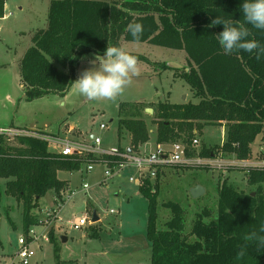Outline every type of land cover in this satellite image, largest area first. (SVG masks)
<instances>
[{
	"label": "trees",
	"instance_id": "16d2710c",
	"mask_svg": "<svg viewBox=\"0 0 264 264\" xmlns=\"http://www.w3.org/2000/svg\"><path fill=\"white\" fill-rule=\"evenodd\" d=\"M243 2L51 0L48 26L35 32L33 44L21 60L24 98L65 96L83 57L103 56L108 45L122 47L123 41L134 42L126 26L138 22L143 25L139 42L185 51L188 69L178 75L190 84L199 101H159L156 106L123 102L119 105V136H129L133 149L148 142L151 135L145 109L152 107L157 144L191 145L196 132L205 126H224L222 144L204 145L200 151L189 148L188 156L211 157L221 149L247 158L258 136L264 139V55L257 59L243 51L225 54L217 38L223 25L209 26L218 16L242 21ZM4 5L5 0H0V17ZM251 38L264 45V31L252 29ZM17 140L19 145H14L0 136V180H5L4 193L22 202L24 224L29 227L35 223L31 209L38 201L50 190L66 188L59 171H77L87 158L54 152L42 137L22 135ZM248 184L252 188L247 191L225 179L218 187L216 210L203 206L189 225L180 202H163L171 215L159 226V184L146 179L140 191L148 199L151 264H264V251L257 252L255 244L248 246L243 261L236 260L245 235L264 224V169L251 170ZM1 194L0 188V201ZM92 234L98 235L96 231ZM49 239L56 243L52 233Z\"/></svg>",
	"mask_w": 264,
	"mask_h": 264
},
{
	"label": "rangeland",
	"instance_id": "374dc122",
	"mask_svg": "<svg viewBox=\"0 0 264 264\" xmlns=\"http://www.w3.org/2000/svg\"><path fill=\"white\" fill-rule=\"evenodd\" d=\"M49 4L50 0H5L4 16L0 17V63H3L0 66V112H9L14 125L27 126L25 129L28 130L36 125V131L43 128L55 133L73 126L75 130L70 134L65 133L64 137L92 143L91 135L95 134L102 139L103 148H116L129 144L127 135L120 137L118 131L121 103L143 101L156 106L159 101H199L193 95L190 84L178 75L181 70L169 65L173 60L186 63L185 51L136 41H123L122 47L138 57L140 75L133 77L123 96L116 101H90L74 94L72 89L66 97L51 94L32 101L20 99L16 61L28 47L30 33L47 28ZM95 56L86 54L83 57L77 69V78L83 70L92 67L90 61ZM10 91H16L18 96L14 104L6 99ZM146 114L150 130L153 129L150 131L151 142H154L156 126L151 124L154 113ZM101 124H105L106 128L102 129ZM194 137L199 140L197 151L204 145L215 147L226 140L225 127L207 125ZM8 141L19 145L17 138ZM257 141L260 144L264 141L262 135L258 136ZM145 144L140 149L147 152L153 150L152 143L150 147H145ZM84 164L77 171H59L58 174L60 179L66 180V187L72 189L81 190L83 184L88 183V193L80 192L61 211L59 219L48 225L40 220L44 215L43 209L52 204L55 191L47 192L31 209L35 223L25 227L22 202L4 193L5 180H0L1 252L16 253L18 238L33 229L37 231L39 239L31 243L35 255L28 264H151L152 244L147 237L148 199L139 186L128 180V176L138 174L137 170L129 167L124 169L123 177L106 179L104 164H96L91 171H87ZM229 171L222 175L221 170L213 171L193 163H176L160 169L159 175L152 179L153 183L159 184L158 225H162L171 215L170 209L162 206L163 202H180L189 225L194 213L203 206L216 210L220 180L227 179L229 183L247 191L252 188L246 182L243 171H236V178ZM198 184L206 188V193L194 198L191 189ZM83 204H87L88 209L77 212V207ZM94 210L100 217L98 221L81 229L72 227L71 222L76 216H90ZM93 231L98 233L96 237H92ZM50 233L56 238L55 244L49 239ZM63 236L67 237L66 241Z\"/></svg>",
	"mask_w": 264,
	"mask_h": 264
},
{
	"label": "built area",
	"instance_id": "2783aa9c",
	"mask_svg": "<svg viewBox=\"0 0 264 264\" xmlns=\"http://www.w3.org/2000/svg\"><path fill=\"white\" fill-rule=\"evenodd\" d=\"M102 129L106 128L105 124H101ZM22 135H32L42 137L48 143L49 148L63 156H82L87 160L84 162L87 171L94 169L96 164H104L106 166V179L112 177H123V171L126 168H135L137 175L128 176L129 182L136 186H143L146 179H154L157 177L160 169L170 167L176 163L197 164L200 167L209 168L212 170H221V173L227 171H243L248 177L253 169H264V141L258 145V149L254 150L252 144V153L247 158H238L234 153V158H224L223 154L226 152L219 149L214 156L201 157L199 155L188 156L187 150L198 146L199 140L194 138L191 145L183 142H175L172 144H159L154 150L147 152L145 149L129 147L121 149L103 148L102 139L95 135L93 142L77 140L69 136L64 137L58 134H43L35 129H22L18 127L4 126L0 127V136L12 140ZM257 140V139H256ZM95 157V158H91ZM106 157V158H105ZM229 171V172H230ZM90 189L88 183H84L81 190L72 189L70 187L62 188L58 192H54L52 196V204L45 207L43 210V218L41 223L46 225L55 219H59L61 211L66 205L73 200L80 192L87 194ZM85 210L88 205L84 204ZM81 206V205H80ZM79 206V207H80ZM83 210V211H85ZM77 212L78 207H77ZM84 213V212H83ZM93 214L90 216L86 214L78 215L71 222L75 229H81L84 226L93 223ZM39 235L37 231L29 229L26 235H21L18 238V250L16 253H5L0 251V264H28L30 258L35 255V251L31 248V243L37 241Z\"/></svg>",
	"mask_w": 264,
	"mask_h": 264
},
{
	"label": "clouds",
	"instance_id": "9594fccd",
	"mask_svg": "<svg viewBox=\"0 0 264 264\" xmlns=\"http://www.w3.org/2000/svg\"><path fill=\"white\" fill-rule=\"evenodd\" d=\"M241 11L242 21L218 16L209 26L223 25L217 38L225 54L243 51L260 59L264 55V45L251 37L252 29L264 31V0H244ZM126 30L134 41H140L142 24L130 22ZM90 64L92 67L83 70L71 83L74 94L90 101H116L123 96L133 77L140 75L138 57L121 46L108 45L103 56L97 54ZM244 240L245 244L240 246L236 254L237 261L246 258L250 244H255L257 252L264 251V224L258 231L253 230L245 235Z\"/></svg>",
	"mask_w": 264,
	"mask_h": 264
},
{
	"label": "crops",
	"instance_id": "0c3cea01",
	"mask_svg": "<svg viewBox=\"0 0 264 264\" xmlns=\"http://www.w3.org/2000/svg\"><path fill=\"white\" fill-rule=\"evenodd\" d=\"M51 1V0H50ZM49 7H50V4H49ZM4 8H5V5H4ZM0 29H1V25H0ZM44 29H46V28H44ZM39 30H41V29H39ZM36 31H38V30H36ZM36 31H34V32H32V33H30V42L28 43V47L25 49V51L21 54V56H20V58L19 59H17V61H16V71H17V76H16V83L19 85V88H20V95H21V97H20V99H23L24 98V92H25V88H24V84H23V82H22V79H21V71H20V65H21V60H22V58H23V56H24V54L26 53V51H27V49L30 47V46H32V44H33V35L35 34V32ZM185 55H186V53H185ZM186 58V57H185ZM83 60V59H82ZM82 60H81V62H82ZM80 62V63H81ZM172 62V61H171ZM173 62H176V63H178V64H180L181 65V68H180V70H182V69H184L185 67H186V63H180V62H178V61H175V60H173ZM80 65V64H79ZM78 65V66H79ZM0 66H3V63H0ZM77 69H78V67H77ZM176 69H179V68H176ZM188 68H185V70H187ZM78 72L76 71V74H77ZM76 79H77V75H76ZM71 89H72V87H71ZM71 89L65 94V96H63V97H66L68 94H69V92L71 91ZM54 95H56V96H58V94H54ZM48 96H50V95H48ZM48 96H44V97H48ZM17 97L18 96H16V91H10V93H7L6 94V99L7 100H9L10 101V103H12V104H14L15 102H16V100H17ZM38 99V98H37ZM140 102H143V101H140ZM183 103V102H182ZM4 126H11V127H18V128H22V129H25V128H27V126H17V125H14V123H13V118H12V116H11V114L9 113V112H4V113H2V112H0V127H4ZM221 127H223V126H221ZM36 128L38 129V127L36 126V125H33L32 127H30L29 129H35L36 130ZM74 127L72 126H70V127H68V128H65V131L64 132H58V133H55V132H50L49 130H46V129H43V128H41V132L43 133V134H58V135H64L65 133H72L75 129H73ZM39 129H40V127H39ZM151 132L153 131V129H151L150 130ZM94 135L95 134H92L91 135V139H93V137H94ZM258 139V138H257ZM77 140H80V139H77ZM128 142H129V144L127 143L126 145H124V146H122V147H124V148H129L130 146V139H129V136H128ZM83 141H86V140H83ZM153 144V146H154V148H156L159 144H157V142H156V137H155V140H154V142H151V139L149 140V142L147 143V144H145V147H150L151 145L150 144ZM258 144H260V143H258V141L256 140L255 141V143L253 144V148H254V150H257L258 149ZM143 146V145H142ZM154 148H153V150H154ZM223 156H224V158H230V159H232V158H234L233 156H234V153H225V154H223ZM214 171V170H213ZM233 173L232 174H234L233 175V178H236V171H232ZM61 173V172H60ZM62 173H64V172H62ZM61 173V174H62ZM222 174V173H221ZM223 175V174H222ZM232 176V175H231ZM246 177V182L248 183V177L247 176H245ZM223 181L222 180H220V183L219 184H221ZM206 193V192H205ZM126 201H127V199H126Z\"/></svg>",
	"mask_w": 264,
	"mask_h": 264
},
{
	"label": "water",
	"instance_id": "95a60500",
	"mask_svg": "<svg viewBox=\"0 0 264 264\" xmlns=\"http://www.w3.org/2000/svg\"><path fill=\"white\" fill-rule=\"evenodd\" d=\"M170 67H174V68H181V65L180 64H178V63H176V62H170ZM146 112L147 113H154V109L152 108V107H147L146 108ZM94 137H95V135H94ZM93 137V138H94ZM128 151L129 152H131L132 151V149L131 148H129L128 149ZM205 192H206V188L204 187V186H202V185H200V184H198V185H196V186H194L192 189H191V195L194 197V198H199L200 196H202V195H204L205 194ZM85 205L83 204V205H81L80 207H78V211H83V210H85ZM100 219V217H99V215L97 214V212L94 210L93 211V222H96V221H98ZM63 238V240L64 241H66L67 240V237H65V236H63L62 237Z\"/></svg>",
	"mask_w": 264,
	"mask_h": 264
}]
</instances>
